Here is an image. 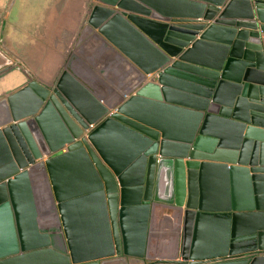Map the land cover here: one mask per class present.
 Here are the masks:
<instances>
[{
  "label": "water",
  "instance_id": "obj_1",
  "mask_svg": "<svg viewBox=\"0 0 264 264\" xmlns=\"http://www.w3.org/2000/svg\"><path fill=\"white\" fill-rule=\"evenodd\" d=\"M86 3L135 71L1 76L0 264H264V0Z\"/></svg>",
  "mask_w": 264,
  "mask_h": 264
},
{
  "label": "crops",
  "instance_id": "obj_2",
  "mask_svg": "<svg viewBox=\"0 0 264 264\" xmlns=\"http://www.w3.org/2000/svg\"><path fill=\"white\" fill-rule=\"evenodd\" d=\"M8 1L0 0V7L4 3L6 6ZM66 1L68 0L56 3L57 5L61 4L58 7L57 16L61 14L63 8L66 9L60 17L54 15L55 6L53 3L48 5L45 2L41 7L45 8L43 13L48 11V17L43 15L45 21L40 19L39 23H30L31 29L23 28L22 23L18 20L12 23L9 21L7 24L9 31H5L4 34L0 33V56L2 57L0 60V81L3 74L18 75L20 72L16 68L23 69L31 78L50 80L71 59L72 70L77 76L96 91L105 94L106 98L112 99L116 96L112 93L113 85L108 84L109 81L103 77V72L105 70H109L111 73L115 70L116 72L118 70L120 72L122 70L129 71L133 68L124 65L120 60L119 62L114 60L116 53L108 51L106 48H99L95 40L91 41L93 33L86 31L88 27L85 28L84 25L87 10L86 0L71 1L73 5L68 8L65 5ZM84 28V36L78 39ZM84 55L87 58L95 56L96 64H87L83 59ZM97 63L101 65H97ZM119 76H122V72ZM6 90L7 88L4 89V92ZM156 246H158L157 243Z\"/></svg>",
  "mask_w": 264,
  "mask_h": 264
},
{
  "label": "rangeland",
  "instance_id": "obj_3",
  "mask_svg": "<svg viewBox=\"0 0 264 264\" xmlns=\"http://www.w3.org/2000/svg\"><path fill=\"white\" fill-rule=\"evenodd\" d=\"M61 1L62 0H16L14 11H12L11 14L7 13L9 16V19H10V20L9 19L8 20L12 23L13 21L11 20L12 19L11 15H13V17H16V20H18V21H20V23H22L23 28L31 29L29 27L30 23H34V22L39 23L40 19L41 20L43 19V15L45 17H48V11L43 13V10L45 8L41 7L45 2L48 5L51 4V2L53 3V5L55 6L54 15H56V17L62 16L63 13L66 11V9L63 8L61 14H59L57 16L58 7L61 4L60 3L58 5L56 4V3L61 2ZM71 1L74 2L75 0H68L65 2V5L67 8L73 5ZM56 5H57V7H56ZM51 17H52V15H51ZM46 23H49V22H46ZM43 27H45V26H43ZM5 31L6 32L9 31V25L6 26ZM177 231H178V221H176L175 223L168 221L167 224H165V223L162 224L161 233H163L162 235L164 236L165 232H167V239H169V240L172 237H174V235L177 234ZM172 242H174L173 239H172ZM168 251H169V249H168ZM168 251L166 252V250H163V249L161 250V248H160L159 250H157L155 252L156 253L157 252L164 253L167 256H171L174 253V250H171L169 253H168ZM156 253H154V254H156Z\"/></svg>",
  "mask_w": 264,
  "mask_h": 264
},
{
  "label": "flooded vegetation",
  "instance_id": "obj_4",
  "mask_svg": "<svg viewBox=\"0 0 264 264\" xmlns=\"http://www.w3.org/2000/svg\"><path fill=\"white\" fill-rule=\"evenodd\" d=\"M87 1V0H86ZM10 2H11V0H9L8 2H6V6H4V4L3 5H1V7H0V33L2 34H4L5 33V28H6V26H7V24L9 23V16H8V14L7 13H9V14H11V12L12 11H14V7H15V4H16V0L14 1V3L11 5V7H9L10 6ZM4 6V7H3ZM12 17V21H14V22H16V17H13V15H11ZM9 19V20H8ZM2 48V47H1ZM0 52H1V50H0ZM1 54V53H0ZM2 59V57L0 56V60ZM147 261H145V263H146ZM148 263H150V262H148ZM156 264H160V263H156Z\"/></svg>",
  "mask_w": 264,
  "mask_h": 264
}]
</instances>
